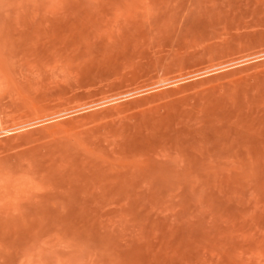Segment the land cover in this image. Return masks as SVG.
Segmentation results:
<instances>
[{"label": "rangeland", "instance_id": "374dc122", "mask_svg": "<svg viewBox=\"0 0 264 264\" xmlns=\"http://www.w3.org/2000/svg\"><path fill=\"white\" fill-rule=\"evenodd\" d=\"M0 264H264V0H0Z\"/></svg>", "mask_w": 264, "mask_h": 264}]
</instances>
